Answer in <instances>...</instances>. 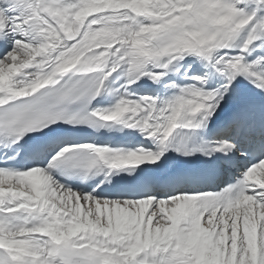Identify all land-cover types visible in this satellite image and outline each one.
Segmentation results:
<instances>
[{
	"label": "snow or ice",
	"instance_id": "snow-or-ice-1",
	"mask_svg": "<svg viewBox=\"0 0 264 264\" xmlns=\"http://www.w3.org/2000/svg\"><path fill=\"white\" fill-rule=\"evenodd\" d=\"M0 264H264V0H0Z\"/></svg>",
	"mask_w": 264,
	"mask_h": 264
},
{
	"label": "bare ground",
	"instance_id": "bare-ground-1",
	"mask_svg": "<svg viewBox=\"0 0 264 264\" xmlns=\"http://www.w3.org/2000/svg\"><path fill=\"white\" fill-rule=\"evenodd\" d=\"M147 87L148 88H151L152 87V85L149 83L148 85H147ZM140 94H146L144 91H141L140 92ZM215 119V118H214ZM210 127H211V125H210ZM128 137H134V139L136 140V139H141L140 137H139V134L138 133H129V132H126V133H124V134H122L121 136H120V138L121 139H123V138H128ZM193 159H195V158H193ZM99 179H103V177H100ZM115 179H119V177H116Z\"/></svg>",
	"mask_w": 264,
	"mask_h": 264
}]
</instances>
